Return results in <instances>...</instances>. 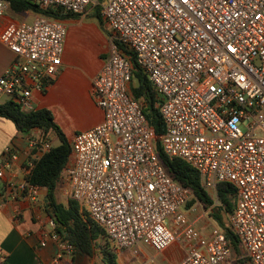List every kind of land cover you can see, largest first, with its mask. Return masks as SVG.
I'll use <instances>...</instances> for the list:
<instances>
[{
  "label": "built area",
  "instance_id": "2783aa9c",
  "mask_svg": "<svg viewBox=\"0 0 264 264\" xmlns=\"http://www.w3.org/2000/svg\"><path fill=\"white\" fill-rule=\"evenodd\" d=\"M31 1L83 17L99 7L111 31L108 57L93 80L104 121L70 141L63 173L70 199L120 252L137 255L139 244L163 251L179 242L186 255L177 264H235L223 229L215 224L207 234L191 219L186 205L194 193L166 170L159 138L165 154L199 172L208 192L222 183L235 187L228 226L249 264H264V0ZM10 9L0 0V42L14 54L0 75V95L33 110L34 91H45L60 72L68 26L42 14L31 23L5 22ZM131 53L159 97L160 136L131 93ZM52 146L46 140L42 151ZM19 158L11 144L0 159L1 204L42 198L28 171L15 169ZM54 229L53 221L41 245L57 242L51 264H63L74 246Z\"/></svg>",
  "mask_w": 264,
  "mask_h": 264
},
{
  "label": "crops",
  "instance_id": "0c3cea01",
  "mask_svg": "<svg viewBox=\"0 0 264 264\" xmlns=\"http://www.w3.org/2000/svg\"><path fill=\"white\" fill-rule=\"evenodd\" d=\"M93 12L94 10H91L85 17L75 16L64 19L68 33L60 72L45 91H34L36 108L51 110L56 123L69 141L77 132L89 130L104 121V112L93 96V80L108 57L109 34L102 35L94 23L85 25L86 19L96 17ZM3 21L19 22L22 19L6 14ZM99 22L104 26V21L99 20ZM13 59L14 54L0 42V75L12 64ZM80 119L83 121L73 128L72 123ZM50 139L53 146L57 145L55 141L59 138L53 131L47 136H44L40 128H34L31 132H22L17 129L13 121L0 117V159L4 157L5 148L13 144L20 151V158L14 165L16 170L24 168V163L35 148L32 145L34 140L44 142ZM42 153L41 148L38 154L42 155ZM8 178H10L9 174L3 181H7ZM63 186L57 189V185V199L59 194L63 196ZM41 196L43 204L41 201L33 202L29 199L0 203V255L6 257L10 264H51L59 251L58 243L53 240H49L46 246L41 245L44 230L51 229L49 213L45 206L46 189H42ZM190 217L194 218L191 213ZM195 221L205 233L210 232L205 231L207 228L200 226L198 220ZM114 249L118 264H177L186 255L185 247L179 242L172 243L163 251L139 244L136 248L137 255L120 252L115 246ZM63 264H73L72 258L66 257Z\"/></svg>",
  "mask_w": 264,
  "mask_h": 264
},
{
  "label": "trees",
  "instance_id": "16d2710c",
  "mask_svg": "<svg viewBox=\"0 0 264 264\" xmlns=\"http://www.w3.org/2000/svg\"><path fill=\"white\" fill-rule=\"evenodd\" d=\"M8 1L12 10L18 14L33 11L36 14L63 20L79 16L52 7L43 9L38 3L31 0ZM96 16L103 22L99 11ZM131 55L134 63L131 93L143 103V111L150 127L156 136H160L165 132V123L159 109L156 107L159 97L147 74L137 63L135 55L133 53ZM134 80H136V84H134ZM0 117L13 121L17 129L22 132H31L34 128H40L43 130L44 136H47L50 131L58 136L60 143L44 151L42 155L38 154L42 148V142H38L33 148L32 154L24 163L23 169L28 171L26 179L30 183L46 189L47 202L45 206L55 223L54 230L62 235L65 241L74 246L73 264H97L91 261L96 254L98 242L107 238L104 230L88 216L77 201L69 199L65 204L59 202L56 196L57 185L63 179L64 169L70 158L71 144L64 131L56 123L52 111L47 108L24 110L19 104L9 99L4 103H0ZM156 148L170 175L193 191L194 197L187 203L186 208L189 209L197 201L206 209L211 208V217L223 229L233 248L236 257L235 264H249L237 235L226 223V216L235 209V187L229 183L220 184L217 189L220 204L214 205V199L210 192L202 186L200 174L193 166L181 158L170 157L165 154L161 148L159 138L156 139ZM107 239L105 240L106 243L101 245L103 262L104 264H118L115 249L109 248ZM0 260V264H10L7 258L2 255H0Z\"/></svg>",
  "mask_w": 264,
  "mask_h": 264
},
{
  "label": "rangeland",
  "instance_id": "374dc122",
  "mask_svg": "<svg viewBox=\"0 0 264 264\" xmlns=\"http://www.w3.org/2000/svg\"><path fill=\"white\" fill-rule=\"evenodd\" d=\"M93 10H94V12L92 14H95L96 15L97 12L99 11V7H95ZM7 14L8 15L11 14L12 16L20 17V19H22V20L25 19L27 22L31 23L33 21V16L36 13L33 12V11H27V12H24L22 14H18V13H15L13 10L10 9L7 12ZM84 23H85V25H89L91 23H94L96 26H98V28L97 27H95V28H97L102 35L109 34L108 35V38L110 37L111 31L108 29V27L105 24H104V26L103 25H100L102 23L99 22V19L97 18V16L96 17H93V18L92 17H89L88 19L85 20ZM134 84H136V80H134ZM7 100H9V97L8 96H6V95H0V103H4ZM81 121H83V120L80 119V120H77L76 123H72V127L75 128L77 125H79L81 123ZM242 129H244L243 126H242ZM48 141L52 144L51 139L48 140ZM55 143L58 144L59 143V140H56ZM62 186H63V192H62L63 193V196H61L59 194L58 199H59L60 202H64L65 203V202L68 201V199H70L69 194H68V191H67V184H66L65 180H62V181L59 182L57 189H59ZM209 192H210L212 198L214 199V202H215L214 205L220 204L219 203L220 202L219 201V197H218V191L211 190ZM39 201L42 202L43 200L40 199ZM216 201H218V203H216ZM42 204H43V202H42ZM190 210H191V214L194 216L193 219L194 220L195 219L198 220V224L200 226H203V227H206L207 228L205 231H210L212 229V226L216 224V222L214 221V219L210 215L211 208L206 209L199 201L195 202L190 207ZM48 218H49V223L51 224L50 227H52L53 219L49 215H48ZM227 219H228V216H226V223H227ZM105 240L104 239H101V241L98 242L100 244V246L98 244L97 250H96V254H95V256H94V258L92 259L91 262H94V263H97V264H104V262H103V254H102L103 249H102L101 245L106 243ZM107 242L109 244V248L114 250V245L112 244V242L109 239H107ZM70 257L72 258V255H70Z\"/></svg>",
  "mask_w": 264,
  "mask_h": 264
}]
</instances>
